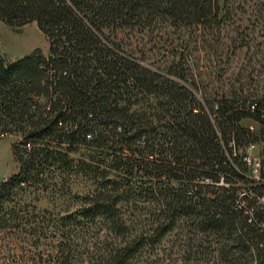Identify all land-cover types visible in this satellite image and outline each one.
I'll return each mask as SVG.
<instances>
[{"label": "trees", "instance_id": "obj_1", "mask_svg": "<svg viewBox=\"0 0 264 264\" xmlns=\"http://www.w3.org/2000/svg\"><path fill=\"white\" fill-rule=\"evenodd\" d=\"M243 4L0 0V21L11 28L36 23L50 45L48 57L36 50L7 61L0 52V140L21 139L13 147L20 170L0 181V245L21 247L0 264H143V255L159 258L160 245L184 221L189 252L181 250L176 260L163 251L162 261L264 264V211L252 218L239 209L237 184L245 179L234 166L243 171L245 165L234 157L231 164L224 153L232 156V141L239 147L253 140L247 121L264 123V100L251 111L264 90L207 93L186 70L196 53L190 46L226 38L222 27ZM146 40L161 47L135 48ZM212 48L207 57H223ZM150 57L176 61L163 74V61ZM208 63L215 69L216 61ZM51 173L61 180L73 173L93 178L95 190L54 228H31L19 204L54 191ZM221 177L229 187L219 186Z\"/></svg>", "mask_w": 264, "mask_h": 264}, {"label": "rangeland", "instance_id": "obj_2", "mask_svg": "<svg viewBox=\"0 0 264 264\" xmlns=\"http://www.w3.org/2000/svg\"><path fill=\"white\" fill-rule=\"evenodd\" d=\"M244 2L245 5L243 4L233 13L231 23L222 27V35H225L226 38L221 39L218 44L197 43V45L192 44L190 46L191 49H195L196 53L194 57H187L186 59L187 74L197 77V81L203 84V89H208L207 93H211L216 88L219 89L221 95L230 96L234 91L246 96L253 87L250 75L252 71H261L257 74L259 75L257 86L260 89L264 87V0H244ZM170 32L174 33L172 30ZM186 32L188 31H183V33ZM136 33L139 34L138 31ZM214 34H217V29ZM157 35L158 31L155 32V36ZM122 41L129 45L131 42L130 38L127 39V37H123ZM133 43L135 44V42ZM156 46L161 47L160 41L146 40L141 41L140 45H135V48L141 50L144 47L151 49ZM209 46L216 49L219 55L223 54V57H207L206 49ZM49 48L48 39L39 30L36 23L20 28H11L0 21V52L7 61H15L32 54L36 50H40L44 56L48 57ZM227 53L233 54V56L226 57ZM150 59L163 61L164 64L159 70L163 74H168L172 62L175 60L173 57H150ZM209 61H216L215 69L210 67ZM154 69L158 70L156 67ZM255 72L254 76H256ZM240 85H244L246 88ZM185 86L189 87L199 99H204V95L193 85L185 83ZM247 125L248 121L245 126ZM20 141L21 139L17 135L7 136L0 140V181H4L19 172L20 165L14 159L13 147ZM81 153L70 154V157L72 160H78L82 156ZM54 170L53 168L50 172ZM51 174L55 179L48 182L52 184L54 191L37 192L39 194L28 196L19 204L24 210L22 217L31 221V228H46L47 226L54 228L53 224L58 220L82 209L87 194L95 190L96 187V181L93 178L81 174L75 175L73 173L67 180H61L63 177H58L59 173ZM63 185H65V189L62 188ZM89 226V223H84L83 228L88 229ZM53 230L49 229L48 231L51 233L54 232ZM190 232L188 224L185 221L181 222L179 227L160 245L159 258L155 257V254L152 257L143 255L140 257L139 263L168 264L165 260L162 261L164 258L163 251L167 255L170 252H166L172 251L177 255L174 258L177 260L182 254L181 250L184 252L190 250L185 244L188 239L192 238ZM20 247V244L2 243L0 245V260ZM26 250L30 251L29 247ZM189 264L195 263L192 261Z\"/></svg>", "mask_w": 264, "mask_h": 264}, {"label": "built area", "instance_id": "obj_3", "mask_svg": "<svg viewBox=\"0 0 264 264\" xmlns=\"http://www.w3.org/2000/svg\"><path fill=\"white\" fill-rule=\"evenodd\" d=\"M259 72L261 71L255 72L253 86L263 92L264 87L260 89L257 86ZM258 98L259 100L252 99L251 111L253 114L258 109V102L264 100L261 96ZM248 122L246 129L251 132L253 140L239 147L232 141L229 144L232 156L226 149L224 153L231 164H233L232 157H234L245 165L243 171L234 166L245 179V182L237 184L239 190L237 205L239 209L246 210L252 218H255V212L264 211V123L256 119H251ZM219 186L229 187L230 185L226 184L224 177H221ZM260 228L264 230V218L260 223Z\"/></svg>", "mask_w": 264, "mask_h": 264}]
</instances>
